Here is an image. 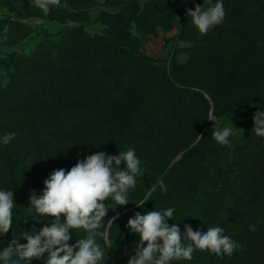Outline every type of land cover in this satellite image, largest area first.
<instances>
[{"label": "rangeland", "instance_id": "rangeland-1", "mask_svg": "<svg viewBox=\"0 0 264 264\" xmlns=\"http://www.w3.org/2000/svg\"><path fill=\"white\" fill-rule=\"evenodd\" d=\"M216 2L60 0L58 5L50 4L45 15L35 0H0V58H6L0 68L1 83L13 88L35 86L37 91L60 85L64 91L38 98L30 111L0 118V129L12 120L15 125L55 107L60 108L59 120L52 122L58 130L64 131L63 122L76 121L79 127L74 133L87 135L132 133L130 127L134 133H146L155 125L153 133H212L231 126L230 144H217L218 156L209 163L217 177L196 182L199 193L186 201L187 208L207 204L234 178L241 157L249 154L240 150L264 142L252 133L254 113L264 112V16L256 15L264 0L231 3L233 13L244 4V17L235 23L238 29L224 20L201 35L186 11ZM227 43L235 47L228 50ZM33 54L32 60L19 66L22 78L13 79L17 57ZM109 227L107 223L100 229L107 230V242L98 238L108 252L104 264H128L139 236L132 234L127 242ZM46 259L47 255L39 264Z\"/></svg>", "mask_w": 264, "mask_h": 264}, {"label": "trees", "instance_id": "trees-1", "mask_svg": "<svg viewBox=\"0 0 264 264\" xmlns=\"http://www.w3.org/2000/svg\"><path fill=\"white\" fill-rule=\"evenodd\" d=\"M235 1L242 2L222 0L225 12ZM261 1L263 0H259ZM243 7L244 4L238 5L233 9L234 13L230 9L225 16L224 20L232 24L231 29H238L235 23L244 17ZM256 15L264 16V6L261 10L258 9ZM262 31L264 32V27ZM234 47L235 45L227 43L228 50ZM34 57L35 54L31 57H17L15 63L18 66L14 67V73L10 76L13 79L22 78L19 66ZM5 61L6 58H0V68ZM60 89V85L40 91H37L35 86L21 85L19 88H13L9 83L3 85L0 76V118L8 120L10 116L22 110L30 111V104L38 98L64 92ZM50 104L46 103V107H51ZM40 112L43 115L33 114L35 118L30 116L27 120H18L15 125L12 120L7 128L0 129V141L6 133L16 134L7 145L0 142V189L12 191L16 204L13 209L12 227L8 233L0 235V250L7 247L11 239L22 231L31 233L33 228L39 231L54 219L47 217L37 222L28 217L31 192L34 190L38 196L42 194L43 182L53 170H70L78 160L96 152L118 155L119 151H127L131 147L140 159V166L145 170V174L143 177H137L135 189L129 190L127 205H115L111 198L105 201L110 209L103 222L107 224L108 220H113L109 230L115 228L120 238L131 242L134 233L127 227V221L135 212L145 214L148 211L173 207V220L167 223L171 226L176 221L182 235L185 224L202 232H206L208 227L218 226L225 230V235L244 245L243 249H238L230 257L225 255L223 259L208 251L196 249L189 264H264V142L256 146L249 144L246 149L240 150L241 153L249 154L241 157L236 175L223 184L216 198L196 208H187L186 201L199 193L195 183L205 181L206 176H209L208 180L217 177L214 168L209 165L220 151L217 147L219 143L214 140L212 133H153L156 125L146 133H134L130 127L134 121L132 118L127 125L132 133L87 135L74 133L79 127L76 121L63 122L60 128L62 126L64 131L58 130V124H53L52 121L59 120L60 108L43 109ZM30 120L33 123L29 128L25 127ZM80 121L83 125V120ZM96 123L101 121L96 120ZM138 128L141 130L143 125ZM68 131L71 133H67ZM193 141L196 142L191 144ZM252 148L256 150L252 151ZM184 150L180 158L172 162L175 155ZM160 179L167 186L166 193L158 185ZM143 201V207H138L136 203ZM196 210L199 212L194 213ZM118 213L121 214L113 217ZM63 220L64 217L61 216V221ZM249 225H255L256 231H250ZM70 231L76 241L84 236L82 229ZM110 238L113 239L112 233ZM26 242L24 239L19 240L21 244ZM44 259H34L31 264H39Z\"/></svg>", "mask_w": 264, "mask_h": 264}, {"label": "clouds", "instance_id": "clouds-1", "mask_svg": "<svg viewBox=\"0 0 264 264\" xmlns=\"http://www.w3.org/2000/svg\"><path fill=\"white\" fill-rule=\"evenodd\" d=\"M59 3L60 0H35V6L45 15L50 11V4ZM186 15L191 17V25L205 35L223 23L226 12L222 0H217L208 7L196 5L194 10L188 9ZM252 119V133L264 138V112H255ZM233 134V127L224 126L215 129L212 137L220 145H228ZM15 135L6 133L0 142L7 145ZM140 165V159L129 147L127 151H119L118 155H108L103 151L93 153L78 160L70 170H53L43 182L42 194L38 196L34 190L31 192L28 217L37 222L47 217L54 219L39 231L33 228L31 233L22 231L14 236L8 246L0 250V262L31 264L34 259H44L47 254L44 264H104L106 252L98 238L107 242V230L100 231L110 209L105 201L111 198L115 205L120 206L129 203V190L135 189L137 177L145 174ZM158 185L167 192L162 179L158 180ZM145 201L136 204L143 207ZM15 207L13 192L0 189V235L8 233L12 227ZM174 212L173 207H168L145 214L135 212L129 218L127 227L139 236V243L135 245V255L129 258L128 264H171L172 261L191 260L196 249L223 259L225 255L230 257L244 248L218 226L208 227L206 232H202L185 224L182 235L178 224L170 226L167 223L173 220ZM61 216L64 217L63 222ZM108 224L112 225L113 220H108ZM81 229L84 236L70 244V230ZM249 230L256 231L255 225H249ZM20 239L27 242L21 244Z\"/></svg>", "mask_w": 264, "mask_h": 264}]
</instances>
